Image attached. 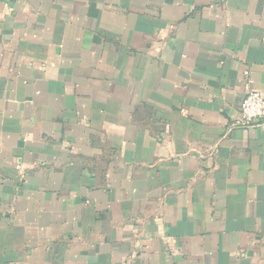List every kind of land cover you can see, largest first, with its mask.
Instances as JSON below:
<instances>
[{"label":"crops","instance_id":"1","mask_svg":"<svg viewBox=\"0 0 264 264\" xmlns=\"http://www.w3.org/2000/svg\"><path fill=\"white\" fill-rule=\"evenodd\" d=\"M264 0H0V264H264Z\"/></svg>","mask_w":264,"mask_h":264},{"label":"built area","instance_id":"2","mask_svg":"<svg viewBox=\"0 0 264 264\" xmlns=\"http://www.w3.org/2000/svg\"><path fill=\"white\" fill-rule=\"evenodd\" d=\"M261 121H264V95L252 90L241 106V124L250 127Z\"/></svg>","mask_w":264,"mask_h":264}]
</instances>
